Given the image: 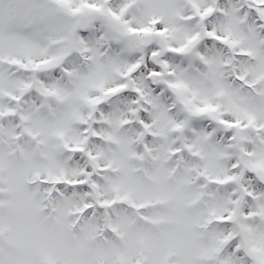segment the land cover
I'll use <instances>...</instances> for the list:
<instances>
[{
    "label": "snow or ice",
    "instance_id": "obj_1",
    "mask_svg": "<svg viewBox=\"0 0 264 264\" xmlns=\"http://www.w3.org/2000/svg\"><path fill=\"white\" fill-rule=\"evenodd\" d=\"M0 264H264V0H0Z\"/></svg>",
    "mask_w": 264,
    "mask_h": 264
}]
</instances>
